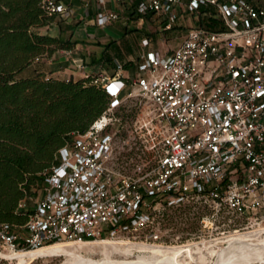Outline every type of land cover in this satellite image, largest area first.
I'll list each match as a JSON object with an SVG mask.
<instances>
[{"label": "built area", "instance_id": "1", "mask_svg": "<svg viewBox=\"0 0 264 264\" xmlns=\"http://www.w3.org/2000/svg\"><path fill=\"white\" fill-rule=\"evenodd\" d=\"M97 1L104 8L98 24L120 18L116 7H106L110 0ZM112 1L139 14L138 23L153 13L165 30L175 25L186 30L165 52L145 49L151 38L143 37L133 74L126 75L120 61L109 73L86 71L83 58L72 59L81 77L104 87L110 101L85 131L73 133L59 148V163L29 196L34 204L28 220L0 222V264H7L5 251L56 240L127 234L161 241L157 218L168 207L194 201H204L214 219L223 211L242 219L264 218V4ZM41 4L61 19L76 13L65 0ZM202 7L214 9L222 29L199 23ZM129 98L141 104L132 130L155 157L153 165L138 164L134 172L112 164L119 111ZM19 206L27 208V199Z\"/></svg>", "mask_w": 264, "mask_h": 264}, {"label": "trees", "instance_id": "2", "mask_svg": "<svg viewBox=\"0 0 264 264\" xmlns=\"http://www.w3.org/2000/svg\"><path fill=\"white\" fill-rule=\"evenodd\" d=\"M41 1L0 0V222L16 225L28 220L29 196L37 194L52 166L59 163V148L71 141L73 133L85 131L110 101L105 88L92 83L90 76L61 77L48 71L45 57L80 40L44 32L42 28L58 17L47 13ZM213 10L202 7L199 23L222 29ZM130 16L139 18L133 10ZM156 19L162 21L153 13L146 17L150 24ZM183 28L175 25L172 32ZM117 49L110 40L92 61H102L115 71L111 51ZM119 61L124 68L133 64ZM24 198L27 208L19 206Z\"/></svg>", "mask_w": 264, "mask_h": 264}, {"label": "rangeland", "instance_id": "3", "mask_svg": "<svg viewBox=\"0 0 264 264\" xmlns=\"http://www.w3.org/2000/svg\"><path fill=\"white\" fill-rule=\"evenodd\" d=\"M125 19H129L128 15L122 14ZM136 25L135 22L132 23ZM164 22L160 19H156L150 23L143 24L142 27L135 26L136 34H148L152 40L150 46L159 49L161 52H165L167 49H172L175 47L179 41H181L180 33L185 32L186 28L165 30ZM68 25L65 23L64 19L57 18L56 21L44 26L42 30L53 35H61L67 37L68 33L65 31ZM91 30H95L99 35H107V40L116 41L117 38L122 36L117 22L109 23L105 27L92 26ZM149 32V33H147ZM76 38V37H75ZM95 44H99L95 42ZM84 46H86L84 44ZM154 48V47H153ZM60 49V48H58ZM81 47L75 51V56L87 55L89 60L96 58L100 54L101 48L90 47L85 49ZM57 50V49H56ZM83 51H86L85 54ZM43 59V58H42ZM73 64V62H72ZM138 98H129L125 102V105L119 111L122 116V122L119 126L120 130L115 140V150L112 164L114 167L121 169L126 172H134L138 164H142L145 167H149L154 164L155 157L154 153L146 149L139 137L135 136V132L132 130L136 116L140 110V103H137ZM118 122L116 123V126ZM43 185L39 186L38 189L42 188ZM39 191V190H38ZM36 194H33V197ZM31 205L34 204L33 198H29ZM264 226V218L256 219H242L236 217L227 211H223L217 218L211 217L209 215V208L204 201H194L181 205H173L166 208L164 214H161L157 220L156 225L161 228L162 240L161 241H151L146 240L141 237H132L127 234H122L117 236L118 238L140 241L151 244H185L190 241L202 240V239H212L219 237L222 234L228 233L229 231L235 230L236 228L245 229L253 228L259 224ZM111 238L110 235H101L98 237ZM84 249L83 252L89 254L91 258H99L102 256L100 250L90 251ZM11 251H5L9 253ZM88 252V253H87ZM99 252V253H98ZM91 253V254H90ZM122 258V256L117 255ZM66 258L64 256H41L36 258L31 264H60ZM136 255H132L129 260H135ZM216 259V257L214 258ZM7 264H14L10 258L7 259ZM211 264V263H209Z\"/></svg>", "mask_w": 264, "mask_h": 264}, {"label": "bare ground", "instance_id": "4", "mask_svg": "<svg viewBox=\"0 0 264 264\" xmlns=\"http://www.w3.org/2000/svg\"><path fill=\"white\" fill-rule=\"evenodd\" d=\"M84 249H98L102 256L91 258ZM5 255L14 264H31L41 256H64L66 259L60 264H264V226L260 223L185 244H151L120 237L56 240L34 249L11 250ZM132 255H136L135 260H129Z\"/></svg>", "mask_w": 264, "mask_h": 264}, {"label": "crops", "instance_id": "5", "mask_svg": "<svg viewBox=\"0 0 264 264\" xmlns=\"http://www.w3.org/2000/svg\"><path fill=\"white\" fill-rule=\"evenodd\" d=\"M71 3L75 9L76 13L73 18L71 19H64L65 23L68 25L67 29L65 30L68 35L65 38H72L79 39L80 41L75 44L70 49H57L51 55L45 57V61L47 63L48 71H53L52 74L59 75L61 77H68L70 74H73L74 77H81V69L75 67L72 64V59L74 58H83L85 61V70L86 71H97L102 70L109 73H113L114 68L108 67L103 63L100 62H93L89 60V57L85 54L86 51H83L85 55L83 56H75V51L80 49L81 47L94 48L99 47L101 48L100 54L105 47V43L110 40H107V35H99L96 33L95 30H91L92 26L98 27H105L106 25H100L96 21L99 12H101L104 8L101 7L97 0H65ZM107 8L116 7L120 11V18L110 22H117L118 28L122 33L120 38H117L115 43L117 44V50L111 51V54L114 57V61L117 62L119 60H133L138 59L140 53V42L141 39L145 36H149L148 34H136V30L130 31L129 29L137 27H142L143 24L148 23L146 18L144 19L143 23H138L137 18H132L130 16V11L127 6L123 5L122 3H115L114 1L110 0L106 4ZM123 13L127 14L129 19H125L123 17ZM135 22L136 25L132 23ZM109 24V23H108ZM142 25V26H141ZM127 27V28H126ZM184 32H181L179 35L182 37ZM150 37V36H149ZM151 38V37H150ZM112 40V39H111ZM152 40V38H151ZM98 42L99 44H95ZM84 44L86 46H84ZM151 44V42H150ZM150 44L145 47L147 50L157 49L155 46L151 47ZM84 49V50H85ZM99 54V55H100ZM136 70V66L133 63L129 68H125L124 73L126 75L133 74Z\"/></svg>", "mask_w": 264, "mask_h": 264}]
</instances>
